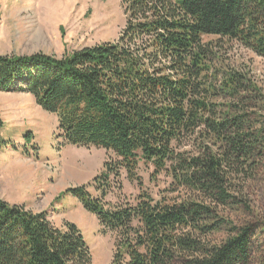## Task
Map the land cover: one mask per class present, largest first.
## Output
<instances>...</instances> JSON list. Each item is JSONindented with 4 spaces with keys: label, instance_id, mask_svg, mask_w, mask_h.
<instances>
[{
    "label": "trees",
    "instance_id": "trees-1",
    "mask_svg": "<svg viewBox=\"0 0 264 264\" xmlns=\"http://www.w3.org/2000/svg\"><path fill=\"white\" fill-rule=\"evenodd\" d=\"M120 3L125 25L114 42L61 58L0 55V92L32 96L56 117L66 144L113 153L90 183L60 195L76 198L104 231L116 233L110 264H250L253 228L235 226L217 208L236 205L235 182L252 180L262 165L264 121L210 101L203 38L235 41L264 59V0ZM224 84L230 97L248 104L238 76ZM191 138L198 151L186 157L177 148ZM140 165H150L153 177L168 173L201 201L155 200L141 191L133 203L106 204L122 173L141 190ZM0 264L92 263L74 224L56 227L45 211L0 199Z\"/></svg>",
    "mask_w": 264,
    "mask_h": 264
},
{
    "label": "rangeland",
    "instance_id": "rangeland-1",
    "mask_svg": "<svg viewBox=\"0 0 264 264\" xmlns=\"http://www.w3.org/2000/svg\"><path fill=\"white\" fill-rule=\"evenodd\" d=\"M177 2L179 0H171ZM121 0H0V55L27 56L36 53L61 58L73 51L118 39L125 25ZM209 71L204 79L212 91L210 101L224 110L229 104L246 109L264 121V59L235 41L204 37ZM238 76L246 89L243 103L224 91L228 76ZM240 87V86H239ZM242 91V90H241ZM39 115V116H38ZM252 118V117H251ZM253 119V118H252ZM253 119V120H254ZM31 134V143L25 136ZM0 199L32 212L45 211L56 227L74 224L89 248L92 264H110L115 253L116 233L104 231L95 216L86 212L67 188L87 185L113 153L92 146L66 144L57 130L54 115L43 112L24 92H0ZM199 141L185 140L177 150L186 157L197 154ZM252 180L235 182L236 205L220 207L218 214L235 226L254 230L250 264H262L264 254V159ZM150 165H140L142 182L127 180L122 173L120 188H113L105 203H133L144 191L155 200L201 201V197L177 185L168 173L153 177ZM243 183V185H241ZM93 196L98 193L89 187ZM222 235L218 237L221 239Z\"/></svg>",
    "mask_w": 264,
    "mask_h": 264
},
{
    "label": "bare ground",
    "instance_id": "bare-ground-1",
    "mask_svg": "<svg viewBox=\"0 0 264 264\" xmlns=\"http://www.w3.org/2000/svg\"><path fill=\"white\" fill-rule=\"evenodd\" d=\"M39 116V115H38Z\"/></svg>",
    "mask_w": 264,
    "mask_h": 264
}]
</instances>
